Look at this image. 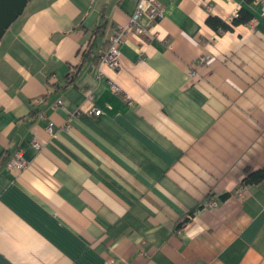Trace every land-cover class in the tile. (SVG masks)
I'll return each instance as SVG.
<instances>
[{"label":"crops","instance_id":"1","mask_svg":"<svg viewBox=\"0 0 264 264\" xmlns=\"http://www.w3.org/2000/svg\"><path fill=\"white\" fill-rule=\"evenodd\" d=\"M157 1L118 69L98 51L138 0H30L2 36L0 264H264V179L241 184L264 171L260 5L217 34L241 0Z\"/></svg>","mask_w":264,"mask_h":264},{"label":"built area","instance_id":"2","mask_svg":"<svg viewBox=\"0 0 264 264\" xmlns=\"http://www.w3.org/2000/svg\"><path fill=\"white\" fill-rule=\"evenodd\" d=\"M256 3L260 5V15L264 16V0H256ZM236 14L234 15V17ZM164 13L163 8L160 6L157 0H138L135 10L130 17L129 24L125 27L118 28L115 33L110 37L108 46L106 49H100L98 51L99 65L107 66L111 69L119 68V45L122 43L127 31L132 30L137 34L145 33L149 25L163 19ZM146 19L145 24L142 23V19ZM144 25V26H143ZM210 61L209 56L204 55L196 60V63L202 64ZM112 90L118 93L120 90L117 86L112 85ZM126 100L128 97H125ZM61 104L58 100L56 105ZM94 116L102 114L101 109H91L89 112ZM48 132L53 133L51 125L47 127ZM33 147L39 149L40 145L38 142H33ZM27 165L26 160L23 157V152L20 149L14 150L7 158L5 162V169L7 171H22ZM210 208L217 207V201H210L205 203Z\"/></svg>","mask_w":264,"mask_h":264},{"label":"trees","instance_id":"3","mask_svg":"<svg viewBox=\"0 0 264 264\" xmlns=\"http://www.w3.org/2000/svg\"><path fill=\"white\" fill-rule=\"evenodd\" d=\"M245 6L241 7L239 11L237 12L236 16L233 17L230 21V23H226L223 20L219 19L218 17L214 16H208L206 18V25L215 31L217 34H222L227 31H232L233 27L238 25H245L248 24L249 21L253 18L252 12L246 7L249 6L254 0H241ZM92 47V42L87 43L83 47V51L81 52V60H84L85 55ZM78 72V67L75 68L74 75H76ZM264 179V171H257L254 173H249V171H246V176L241 181L242 185H256L262 182ZM229 195L223 194L220 198L225 199Z\"/></svg>","mask_w":264,"mask_h":264},{"label":"water","instance_id":"4","mask_svg":"<svg viewBox=\"0 0 264 264\" xmlns=\"http://www.w3.org/2000/svg\"><path fill=\"white\" fill-rule=\"evenodd\" d=\"M30 0H0V40Z\"/></svg>","mask_w":264,"mask_h":264}]
</instances>
